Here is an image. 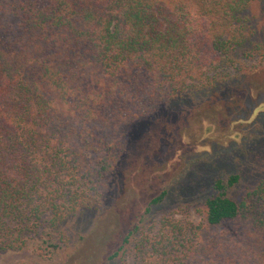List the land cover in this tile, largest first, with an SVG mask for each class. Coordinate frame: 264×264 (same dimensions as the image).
<instances>
[{"label":"trees","instance_id":"1","mask_svg":"<svg viewBox=\"0 0 264 264\" xmlns=\"http://www.w3.org/2000/svg\"><path fill=\"white\" fill-rule=\"evenodd\" d=\"M257 1L0 0V253L102 203L127 128L252 51ZM239 180L214 182L198 222L135 225L109 259L264 264V181L235 200Z\"/></svg>","mask_w":264,"mask_h":264},{"label":"rangeland","instance_id":"2","mask_svg":"<svg viewBox=\"0 0 264 264\" xmlns=\"http://www.w3.org/2000/svg\"><path fill=\"white\" fill-rule=\"evenodd\" d=\"M244 16L252 51H238L235 66L218 70L211 85L189 86L133 122L102 203L70 216L23 250L0 253V264H119L109 256L135 225L153 229L168 211L198 222L205 200L218 193L216 180L239 174L226 192L235 200L264 181V0ZM162 192L163 201L146 212ZM126 260L132 264L131 257Z\"/></svg>","mask_w":264,"mask_h":264}]
</instances>
